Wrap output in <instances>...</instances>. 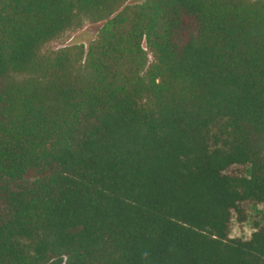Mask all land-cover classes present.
<instances>
[{
    "label": "trees",
    "instance_id": "16d2710c",
    "mask_svg": "<svg viewBox=\"0 0 264 264\" xmlns=\"http://www.w3.org/2000/svg\"><path fill=\"white\" fill-rule=\"evenodd\" d=\"M128 1L0 0V264H264V0Z\"/></svg>",
    "mask_w": 264,
    "mask_h": 264
},
{
    "label": "rangeland",
    "instance_id": "374dc122",
    "mask_svg": "<svg viewBox=\"0 0 264 264\" xmlns=\"http://www.w3.org/2000/svg\"><path fill=\"white\" fill-rule=\"evenodd\" d=\"M146 0H129L127 4L143 3ZM105 21L93 22L90 20H84V22L77 27H73L65 31L59 37L49 41L43 47V51L50 52L60 49L65 46L80 45L83 44L86 48L97 38L101 27ZM152 60V55H150ZM242 207L249 213L246 221H239L238 215L235 213L232 220V227L230 237L233 238H249L255 230V220L259 219L262 213V206L245 202L242 203ZM66 258L54 259L47 264H64Z\"/></svg>",
    "mask_w": 264,
    "mask_h": 264
}]
</instances>
